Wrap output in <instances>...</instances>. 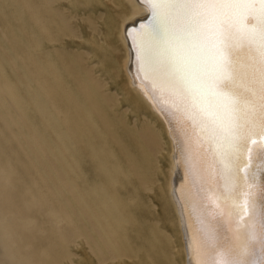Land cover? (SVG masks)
Segmentation results:
<instances>
[{
    "label": "bare ground",
    "instance_id": "1",
    "mask_svg": "<svg viewBox=\"0 0 264 264\" xmlns=\"http://www.w3.org/2000/svg\"><path fill=\"white\" fill-rule=\"evenodd\" d=\"M146 26L141 51L126 33ZM164 36L140 0H0V264H222L226 248L259 260L264 136L225 151L211 116L194 124L155 88L175 70ZM229 54L247 138L257 53Z\"/></svg>",
    "mask_w": 264,
    "mask_h": 264
},
{
    "label": "snow or ice",
    "instance_id": "2",
    "mask_svg": "<svg viewBox=\"0 0 264 264\" xmlns=\"http://www.w3.org/2000/svg\"><path fill=\"white\" fill-rule=\"evenodd\" d=\"M148 5L157 25L164 29L163 43L166 50L175 54V70L168 75L153 74V86L176 95L189 112L192 122L204 125L211 116L221 130L219 142L225 151H240L253 135L264 136V0H140ZM218 15L215 34L206 25L207 9ZM251 15L253 23L247 24ZM183 21L177 29L176 19ZM155 31L146 26L137 33L127 32L130 40L145 50L148 36ZM248 45L257 53L254 62V83L259 85V110H253L255 118L249 136H243L244 125L239 122L241 96L235 84L237 61L231 58L230 48ZM141 70L153 73L151 63L142 58ZM255 94V89H249ZM215 136V130H213ZM255 239L260 244L258 261L241 257L231 248L224 249L222 264H264V220ZM255 249L254 243L245 242ZM223 248V246H220ZM212 264H217L213 261Z\"/></svg>",
    "mask_w": 264,
    "mask_h": 264
},
{
    "label": "rangeland",
    "instance_id": "3",
    "mask_svg": "<svg viewBox=\"0 0 264 264\" xmlns=\"http://www.w3.org/2000/svg\"><path fill=\"white\" fill-rule=\"evenodd\" d=\"M155 219L159 222L163 220V218L167 217V212L165 209H161L160 207L156 209Z\"/></svg>",
    "mask_w": 264,
    "mask_h": 264
}]
</instances>
